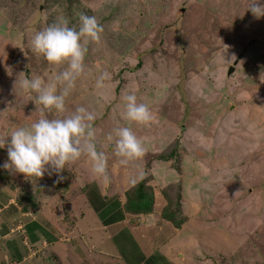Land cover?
<instances>
[{"label": "rangeland", "instance_id": "rangeland-1", "mask_svg": "<svg viewBox=\"0 0 264 264\" xmlns=\"http://www.w3.org/2000/svg\"><path fill=\"white\" fill-rule=\"evenodd\" d=\"M249 4L0 0V165L13 130L42 115L62 118L41 111L35 93L22 87L30 77L48 83L66 67L33 54L29 41L58 16L78 28L80 14L95 16L103 31L88 45L65 115L80 106L93 112L96 146L107 156L103 177L87 156L68 164L63 179L0 168V264H124L115 243L123 230L144 254L159 251L164 261L157 264H264V18L256 19ZM180 8L177 32L170 25ZM131 93L150 108L149 124L122 119L123 97ZM126 126L146 152L124 166L107 136ZM174 145L173 159H158ZM139 182L154 195L149 211L104 225L88 195L94 185L124 203ZM168 184L183 193L188 222L181 229L161 219Z\"/></svg>", "mask_w": 264, "mask_h": 264}, {"label": "clouds", "instance_id": "clouds-1", "mask_svg": "<svg viewBox=\"0 0 264 264\" xmlns=\"http://www.w3.org/2000/svg\"><path fill=\"white\" fill-rule=\"evenodd\" d=\"M247 10L256 19L264 18V0H250ZM78 19L77 28L70 26L67 18L58 16L52 24L31 37L29 47L33 54L43 56L51 66L66 67L50 78L48 83L38 76L30 77L22 82V87L35 93L32 101L36 107L43 106L41 111L55 110L62 118L49 119L42 115L29 126L13 130L8 135L11 137L7 145L8 161L0 168L22 173L26 178H41L47 172L50 176L55 173L58 179H63L59 174L68 164L87 156L92 161L93 173L99 177L106 175L107 156L98 151L95 142V114L80 106L65 115L68 112L66 98L85 71L88 45L91 42L98 43L103 31L95 16L80 14ZM106 75L101 77L98 84L102 83ZM123 99V120L142 125L154 120L148 105L139 103L134 93ZM113 133L107 136V140L114 144V154L120 158L121 165L127 166L145 155L144 144L131 127H118ZM5 146V139L0 140V148Z\"/></svg>", "mask_w": 264, "mask_h": 264}, {"label": "trees", "instance_id": "trees-1", "mask_svg": "<svg viewBox=\"0 0 264 264\" xmlns=\"http://www.w3.org/2000/svg\"><path fill=\"white\" fill-rule=\"evenodd\" d=\"M177 143L178 142H176V144ZM174 154H177L176 145H174L172 149H168L159 154L157 157L158 159L169 161L174 158ZM6 175L7 172L5 176ZM134 188L132 192L129 191L125 194L126 201L123 203L119 197L113 198L103 195L98 184L94 185V188L88 195L95 213L103 221L104 225H112L118 221L124 220L127 213L138 216L141 213L149 211L154 203L153 193L145 190L144 182H139ZM163 194L168 202L162 209L161 219L171 222L176 229H181L182 225L188 222V218L184 212L183 193L180 192L179 187L177 189L172 184H168ZM136 195L137 200L135 199ZM137 216H134V220L138 219ZM28 228L31 231L34 230L31 224ZM35 228H38V226L35 225ZM38 229H41V227ZM118 236L119 237L115 239V243L119 246L121 255L125 260L124 264H157L161 260L164 261L159 251L149 255L144 254L139 248L134 236L127 230L121 231ZM35 237L36 236L33 234V238Z\"/></svg>", "mask_w": 264, "mask_h": 264}, {"label": "water", "instance_id": "water-1", "mask_svg": "<svg viewBox=\"0 0 264 264\" xmlns=\"http://www.w3.org/2000/svg\"><path fill=\"white\" fill-rule=\"evenodd\" d=\"M184 13H185V9L180 8L177 10V14H176V18L175 20L171 23L170 28L172 30H175L177 32H182L183 30V26H182V22H183V18H184ZM234 71V67L232 66L230 68L229 73L231 74Z\"/></svg>", "mask_w": 264, "mask_h": 264}]
</instances>
